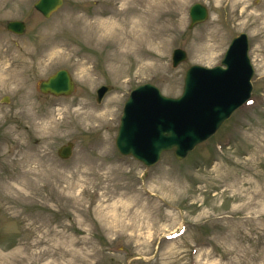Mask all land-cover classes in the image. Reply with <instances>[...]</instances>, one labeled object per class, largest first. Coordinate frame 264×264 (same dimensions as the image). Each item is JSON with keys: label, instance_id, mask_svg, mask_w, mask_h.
Instances as JSON below:
<instances>
[{"label": "rangeland", "instance_id": "rangeland-1", "mask_svg": "<svg viewBox=\"0 0 264 264\" xmlns=\"http://www.w3.org/2000/svg\"><path fill=\"white\" fill-rule=\"evenodd\" d=\"M36 1L0 0V264H264V0H157L154 43L122 39L149 0H65L51 17ZM196 2L211 14L190 28ZM11 19L26 22L23 35ZM240 32L253 100L185 159L166 151L144 175L115 144L130 91L152 82L179 96L187 68L219 63ZM176 47L188 51L179 67ZM60 68L74 92L42 94ZM102 84L113 89L99 103Z\"/></svg>", "mask_w": 264, "mask_h": 264}, {"label": "water", "instance_id": "water-1", "mask_svg": "<svg viewBox=\"0 0 264 264\" xmlns=\"http://www.w3.org/2000/svg\"><path fill=\"white\" fill-rule=\"evenodd\" d=\"M62 4V0H39L36 7L46 16ZM207 9L196 4L191 10L192 25L207 17ZM8 27L18 32L23 22L11 21ZM245 34L235 38L224 60L226 68L191 66L185 75L180 97L163 96L151 84L141 85L131 93L121 119L116 144L124 154H131L147 165L156 162L165 149L175 147L177 158L187 155L206 140L250 95L253 69L247 54ZM186 58L185 51L175 52V62ZM111 86L99 89V100ZM43 92L70 94L74 82L66 69H60L41 83ZM71 143L60 150L64 157Z\"/></svg>", "mask_w": 264, "mask_h": 264}, {"label": "bare ground", "instance_id": "bare-ground-1", "mask_svg": "<svg viewBox=\"0 0 264 264\" xmlns=\"http://www.w3.org/2000/svg\"><path fill=\"white\" fill-rule=\"evenodd\" d=\"M157 0H149L148 4H147V8L146 10H142L141 12V17L140 19L137 21V24L140 26V28L138 27V25L136 24L135 27L132 29L133 34L129 35L128 33H122V39L125 41H136L138 42L139 40L143 41H149L151 43H154L155 40L158 37V33L159 30L156 28V23H157V16H155L152 12L154 10H156V8L158 7L157 5ZM136 22V21H135ZM102 26H105V24L107 25L106 28H109V25L107 22H103L101 23ZM116 24V23H113ZM214 36V34H213ZM145 38V39H144ZM215 44H206V48L208 47H213ZM114 103V100L109 101L106 106H105V111L104 114L108 115L109 113H112L113 111H111V109L114 107L112 104ZM83 117L86 118H95V114L92 111H83ZM87 115V116H86Z\"/></svg>", "mask_w": 264, "mask_h": 264}]
</instances>
